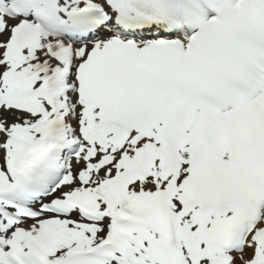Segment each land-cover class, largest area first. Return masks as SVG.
<instances>
[{
  "label": "snow or ice",
  "instance_id": "1",
  "mask_svg": "<svg viewBox=\"0 0 264 264\" xmlns=\"http://www.w3.org/2000/svg\"><path fill=\"white\" fill-rule=\"evenodd\" d=\"M0 264H264V0H0Z\"/></svg>",
  "mask_w": 264,
  "mask_h": 264
}]
</instances>
